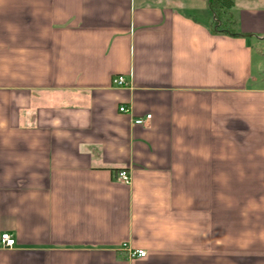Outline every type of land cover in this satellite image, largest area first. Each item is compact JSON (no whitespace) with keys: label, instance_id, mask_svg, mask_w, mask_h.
Instances as JSON below:
<instances>
[{"label":"crops","instance_id":"crops-1","mask_svg":"<svg viewBox=\"0 0 264 264\" xmlns=\"http://www.w3.org/2000/svg\"><path fill=\"white\" fill-rule=\"evenodd\" d=\"M231 1L0 0V264H264V0Z\"/></svg>","mask_w":264,"mask_h":264},{"label":"built area","instance_id":"built-area-1","mask_svg":"<svg viewBox=\"0 0 264 264\" xmlns=\"http://www.w3.org/2000/svg\"><path fill=\"white\" fill-rule=\"evenodd\" d=\"M112 85L114 87H126L128 83L123 76H116L112 79ZM121 113H129V109L125 106L119 108ZM151 118L150 115L146 116L144 119L137 118L134 120L135 125H145L146 121ZM117 181L124 183L126 185L130 184L131 178L126 170H121L117 174ZM0 245L2 248L11 249L15 245V240L10 234H2L0 237ZM121 251L125 252L128 260L142 259L146 257V252L143 250H132L127 244L121 246Z\"/></svg>","mask_w":264,"mask_h":264},{"label":"trees","instance_id":"trees-1","mask_svg":"<svg viewBox=\"0 0 264 264\" xmlns=\"http://www.w3.org/2000/svg\"><path fill=\"white\" fill-rule=\"evenodd\" d=\"M211 7L218 5L219 7L223 9H230L232 6V1L231 0H209Z\"/></svg>","mask_w":264,"mask_h":264}]
</instances>
